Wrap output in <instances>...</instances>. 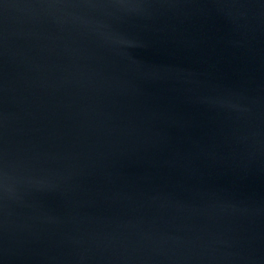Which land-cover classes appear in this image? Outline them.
<instances>
[{
    "label": "water",
    "instance_id": "95a60500",
    "mask_svg": "<svg viewBox=\"0 0 264 264\" xmlns=\"http://www.w3.org/2000/svg\"><path fill=\"white\" fill-rule=\"evenodd\" d=\"M0 264H264V0H0Z\"/></svg>",
    "mask_w": 264,
    "mask_h": 264
}]
</instances>
